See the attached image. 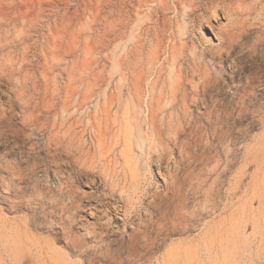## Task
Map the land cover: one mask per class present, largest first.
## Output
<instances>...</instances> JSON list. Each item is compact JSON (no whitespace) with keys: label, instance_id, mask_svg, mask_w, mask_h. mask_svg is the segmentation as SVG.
<instances>
[{"label":"rangeland","instance_id":"374dc122","mask_svg":"<svg viewBox=\"0 0 264 264\" xmlns=\"http://www.w3.org/2000/svg\"><path fill=\"white\" fill-rule=\"evenodd\" d=\"M0 264H264V0H0Z\"/></svg>","mask_w":264,"mask_h":264}]
</instances>
